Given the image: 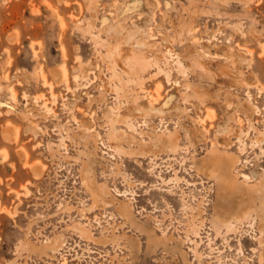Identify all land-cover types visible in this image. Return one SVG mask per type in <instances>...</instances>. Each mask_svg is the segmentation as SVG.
Wrapping results in <instances>:
<instances>
[{
	"label": "rangeland",
	"instance_id": "rangeland-1",
	"mask_svg": "<svg viewBox=\"0 0 264 264\" xmlns=\"http://www.w3.org/2000/svg\"><path fill=\"white\" fill-rule=\"evenodd\" d=\"M220 48L232 59L243 53L239 67ZM140 54L145 66L133 61ZM226 61L258 81L222 80ZM62 65L67 83L53 73ZM174 93L179 110L164 107ZM31 120L36 131L26 128ZM192 121L205 130L194 144ZM10 125L15 135L5 137ZM112 130L136 138L178 130L181 147L153 159L118 152ZM212 145L238 156L239 180L264 181V0H0V264H184L163 247L147 253L138 233L140 249L128 248L129 223L113 204L93 205L81 181L93 154L96 181L130 197L157 233L182 239L190 264H261L257 220L218 234L209 219L199 225L198 209L213 211L216 183L194 159ZM76 223L94 237L120 236L98 242ZM56 236L64 243L49 254L26 244Z\"/></svg>",
	"mask_w": 264,
	"mask_h": 264
},
{
	"label": "bare ground",
	"instance_id": "bare-ground-1",
	"mask_svg": "<svg viewBox=\"0 0 264 264\" xmlns=\"http://www.w3.org/2000/svg\"><path fill=\"white\" fill-rule=\"evenodd\" d=\"M140 43H142L141 40L139 44ZM225 48L223 49L220 48L219 51H221L222 54H224V56H226L227 59H232L233 57L227 53L228 51ZM126 53H128V50H126ZM217 53L219 54V52ZM242 54L243 53L239 54V56L235 57V59H232L236 67H239L240 61L244 60L243 58L244 56H241ZM144 59H145L144 55L140 54L134 57L133 61L140 63L142 66H145L147 62L145 63ZM146 60L148 61V59ZM247 66L249 68V64H247ZM230 67L227 61L223 65H219V69H218L219 75L218 76L220 78L222 74L230 76V79L222 78V80H228L229 82L234 83V84L238 83L239 86L242 83L243 84L246 83L250 85L251 83H254L253 85H255V83L258 81V79L254 75L252 70L248 69L249 73L245 77H242V73L240 72L235 73ZM53 73L56 74L57 77L62 78V80L66 81L67 83L68 73L64 65H62L60 68L55 69V72ZM117 77L118 76L116 75L115 78L117 79ZM74 78L76 79L78 78V76L76 75L74 76ZM118 80L121 82V84L123 83L122 78L118 77ZM107 86L109 87V85ZM9 88L12 91L11 92L12 97L14 98L15 91L13 92L14 89H12L11 87ZM168 99H166V102L167 101L168 102L167 103L165 102L164 107H166L167 109L171 107L177 108L176 110L180 109V106L177 102L178 99H177L176 93L169 96ZM148 105L152 106V103L149 102ZM243 108H245L246 110H251L250 107L246 106V103L243 104ZM116 117L119 118L118 115ZM201 127L194 122L190 124V132L187 133L189 142L194 144L195 142L199 140H202V139L205 140V133H204L205 130H203ZM26 128H30V130L33 129L34 131L37 130V127L35 126L32 120L30 121L29 125H26ZM3 132H4L5 137L9 136L14 133V128L10 125L6 127ZM125 132L112 130L110 133V136H111L110 140L114 143L113 145H115L116 150H118V152H139V154L148 153V154H152L153 157L151 159H153L155 156L163 152H166V153L174 152L180 149L181 147V144L179 142V131L178 130L170 131L169 133H162L160 135H152L151 134L152 132L149 133L150 132L149 131L148 138H141V136L140 138L139 137L136 138L135 135H132L130 133L125 134ZM224 132H225V127L219 129V134H220L219 141L224 144H227L229 143V139L223 136ZM123 141L127 142L128 146H124ZM93 156L94 158H89L88 161H85L80 168L81 181L85 185V187L91 192V198H92L93 205L104 206V204L106 203H111L115 206L116 210L118 211V214L121 215L123 219L129 223L131 229L134 232L128 233V234L123 232V235H126L124 237H126L125 240H127L128 248L134 251V253L140 249L141 240L138 237V234H141L145 236L146 238L145 244H146L147 253L152 252L154 248L163 247L165 249L171 250L173 253H176V254L178 253L180 257L182 258V261L184 264H190L188 255H187V250L183 249L182 247V244H183L182 239H174L171 237H167L166 234L164 235V234L157 233L154 230V228L149 224L148 219L141 220L134 214L131 201H130V197H126V199L116 198L113 195L109 194V191L106 185L96 181L95 176H94L95 167L93 163V161L95 160V155L93 154ZM237 161H238V156L236 154L228 152V151H221L218 148H216L215 145H212L203 156L194 159V163L197 167V170H199L201 173L205 174L206 176L213 178L216 183V188H215L216 194L214 195L213 211L210 214V217H203L201 214H205L206 211L203 208H199L198 215L201 218L199 225H202L203 220L209 219L211 226L215 229V233L218 234L220 232V229L222 228H224L227 232H233L236 230L237 225L239 224L241 225L245 221L249 222V221L257 220V231L259 230L260 235L258 237L255 236L254 240L257 242L259 246L262 247V250L259 253L260 255L259 262H261V264H264V181L260 180L258 181V183L250 184L244 181L250 177L249 175L245 173L240 174L244 179L239 180L238 174L234 171V166ZM152 162L154 163V161ZM182 196L184 197V194ZM199 203H201V200ZM74 228L81 235L88 237V238H93L94 240L98 242H102V243H105L108 241L114 242L118 239V236H120L112 231L111 234H106L101 237H94L92 235L91 230L81 223L74 224ZM63 243H64V239L62 238V236L61 237L56 236L54 239H51V240H45L40 245H35L31 243L30 241H26L28 249L38 254H49V252H53L55 250L60 249ZM193 249L192 251L195 253L196 256L199 257L201 253L199 254L196 252L197 246L195 245ZM254 250H257V248L254 247ZM114 257L116 258V256ZM117 264H125V263L120 260L118 261ZM202 264H208V262L207 263L204 262Z\"/></svg>",
	"mask_w": 264,
	"mask_h": 264
}]
</instances>
